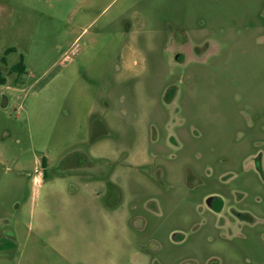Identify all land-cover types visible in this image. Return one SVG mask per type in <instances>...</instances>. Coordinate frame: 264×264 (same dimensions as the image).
Instances as JSON below:
<instances>
[{
  "label": "rangeland",
  "instance_id": "obj_1",
  "mask_svg": "<svg viewBox=\"0 0 264 264\" xmlns=\"http://www.w3.org/2000/svg\"><path fill=\"white\" fill-rule=\"evenodd\" d=\"M0 76V264H264V0H0Z\"/></svg>",
  "mask_w": 264,
  "mask_h": 264
},
{
  "label": "flooded vegetation",
  "instance_id": "obj_2",
  "mask_svg": "<svg viewBox=\"0 0 264 264\" xmlns=\"http://www.w3.org/2000/svg\"><path fill=\"white\" fill-rule=\"evenodd\" d=\"M171 47V54L169 56L170 60L173 62L174 65L183 66L189 64L190 62H198L203 63L205 59L208 58L210 49H213V44L211 41L207 40L202 42V44H190V38L185 33H183L181 39H173L170 43ZM215 51V49L213 50ZM191 56V59H189ZM207 56V57H206ZM170 89L167 91L169 92ZM166 92V93H167ZM172 98L176 97V93L172 90ZM252 118L255 117L254 113L250 114ZM241 117H243V112L241 113ZM247 120V119H246ZM247 164H251L254 171L261 175L262 174V154H257L251 157ZM215 200L221 201L219 198L214 196H210L206 199V204L209 208L213 207V203Z\"/></svg>",
  "mask_w": 264,
  "mask_h": 264
},
{
  "label": "trees",
  "instance_id": "obj_3",
  "mask_svg": "<svg viewBox=\"0 0 264 264\" xmlns=\"http://www.w3.org/2000/svg\"><path fill=\"white\" fill-rule=\"evenodd\" d=\"M12 49H8L6 50L5 54H8L10 52H12ZM11 71L14 73H23L24 72V67L22 64V60L20 61V63H18L17 65L11 67ZM0 84H4V79L1 78L0 76ZM71 155L64 157L62 160H66L69 159L71 157L73 158H79L81 165L80 168H74L75 171H86V170H90V169H99V167H97L98 165L96 164V161L92 158H90L87 153L85 152V150H83L82 148L78 147L75 148L71 153ZM75 156V157H74ZM45 164V159H42V165ZM72 169V168H71Z\"/></svg>",
  "mask_w": 264,
  "mask_h": 264
}]
</instances>
